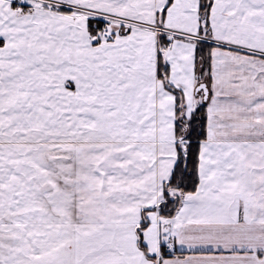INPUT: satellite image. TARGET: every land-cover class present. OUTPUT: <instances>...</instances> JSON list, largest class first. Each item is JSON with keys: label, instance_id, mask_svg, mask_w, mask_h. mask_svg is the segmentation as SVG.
Wrapping results in <instances>:
<instances>
[{"label": "snow or ice", "instance_id": "obj_1", "mask_svg": "<svg viewBox=\"0 0 264 264\" xmlns=\"http://www.w3.org/2000/svg\"><path fill=\"white\" fill-rule=\"evenodd\" d=\"M0 264H264V0H0Z\"/></svg>", "mask_w": 264, "mask_h": 264}]
</instances>
